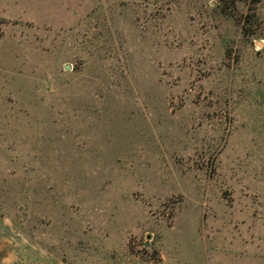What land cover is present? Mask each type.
Masks as SVG:
<instances>
[{"label": "rangeland", "instance_id": "obj_1", "mask_svg": "<svg viewBox=\"0 0 264 264\" xmlns=\"http://www.w3.org/2000/svg\"><path fill=\"white\" fill-rule=\"evenodd\" d=\"M0 21V219L64 264H264V0Z\"/></svg>", "mask_w": 264, "mask_h": 264}, {"label": "crops", "instance_id": "obj_2", "mask_svg": "<svg viewBox=\"0 0 264 264\" xmlns=\"http://www.w3.org/2000/svg\"><path fill=\"white\" fill-rule=\"evenodd\" d=\"M9 219H0V264H64L16 230Z\"/></svg>", "mask_w": 264, "mask_h": 264}, {"label": "trees", "instance_id": "obj_3", "mask_svg": "<svg viewBox=\"0 0 264 264\" xmlns=\"http://www.w3.org/2000/svg\"><path fill=\"white\" fill-rule=\"evenodd\" d=\"M221 1H223V0H221ZM226 1V0H225ZM249 20V19H248ZM0 23H2V21H0Z\"/></svg>", "mask_w": 264, "mask_h": 264}]
</instances>
